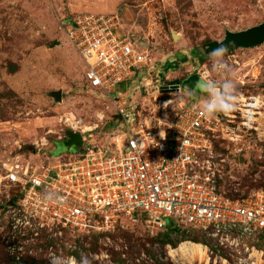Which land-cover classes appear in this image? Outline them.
<instances>
[{"label": "rangeland", "instance_id": "rangeland-1", "mask_svg": "<svg viewBox=\"0 0 264 264\" xmlns=\"http://www.w3.org/2000/svg\"><path fill=\"white\" fill-rule=\"evenodd\" d=\"M83 12L117 14L122 30L147 56L131 80L114 88L127 107L146 109L148 114L157 86L197 76L181 85L180 94H170L175 100L169 110L173 113L182 101L203 105L207 94L199 90L201 82L224 79L212 70L208 53L228 44V35L264 23V0H0V157L19 155L39 165L75 157L82 152V142L76 133L73 141L80 140L78 144L65 141L70 131L60 121L63 115L91 124L97 122V113L104 112L105 122L94 133L100 143L106 142L111 121H118L114 103L88 87L86 66L60 27L62 18ZM227 58L235 72L237 95H260L264 100V41L236 47ZM185 89L195 92L196 98L186 97ZM54 91H61V101L52 96ZM259 120L264 129V107ZM40 138L48 143L35 149ZM214 145L223 159L224 189L247 194L264 188V134L243 133L236 144L218 138ZM145 219L141 213L136 221L124 218V227L113 232L80 238L64 233L55 239L39 229L36 235L29 230L7 239L3 236L8 230L0 229V264H50V254L77 260L84 254L92 264H177L169 258V248L192 241V236L207 242L198 232L151 234ZM173 225V219L166 220L167 227ZM253 243L264 250V232ZM221 255L228 258L226 264H235L230 256ZM191 264H204V259Z\"/></svg>", "mask_w": 264, "mask_h": 264}, {"label": "built area", "instance_id": "built-area-1", "mask_svg": "<svg viewBox=\"0 0 264 264\" xmlns=\"http://www.w3.org/2000/svg\"><path fill=\"white\" fill-rule=\"evenodd\" d=\"M60 27L86 66V84L113 101L118 121H111L102 144L94 132L104 124V112L91 124L61 116L82 142V152L67 160L39 165L19 155L0 157V229L8 230L3 238L39 229L55 239L109 233L124 227V218L136 221L145 213L151 234L173 219L179 231L205 237L204 264H226L222 252L235 264H264V250L253 243L264 232V188L247 194L224 189L223 159L214 145L218 138L236 144L243 133L262 136V97L238 94L231 111L213 117L184 101L169 113L175 101L170 94L181 92V85L169 82L164 90L156 87L146 114L114 92L147 57L122 30L119 16L83 12L62 18ZM47 143L40 138L34 148ZM48 193L60 199L48 202Z\"/></svg>", "mask_w": 264, "mask_h": 264}, {"label": "clouds", "instance_id": "clouds-1", "mask_svg": "<svg viewBox=\"0 0 264 264\" xmlns=\"http://www.w3.org/2000/svg\"><path fill=\"white\" fill-rule=\"evenodd\" d=\"M230 47L231 44L222 43L208 53V57L212 61V70L216 73H222L224 79L221 81L206 79L199 84V90L207 94V99L201 106V111L207 117H213L217 113L229 112L237 102L235 72L227 58ZM184 95L188 98H196V93L190 89H185ZM172 103L173 99L167 101L164 107L167 108ZM44 199L48 202H56L60 198L55 193H48ZM48 259L50 264H92L89 257L84 254L81 255L79 260L62 254H50Z\"/></svg>", "mask_w": 264, "mask_h": 264}, {"label": "water", "instance_id": "water-1", "mask_svg": "<svg viewBox=\"0 0 264 264\" xmlns=\"http://www.w3.org/2000/svg\"><path fill=\"white\" fill-rule=\"evenodd\" d=\"M263 41H264V23L256 27H253L251 29H248L246 31L227 36V42L228 44H231L230 51L239 46L241 47L255 46L257 44L262 43ZM196 77L197 76H191L190 80L194 81ZM175 83H177V85H186L189 82L175 81ZM165 88H166L165 85L161 86V90H164ZM52 96L55 97L58 101H61L62 99L61 91L52 92Z\"/></svg>", "mask_w": 264, "mask_h": 264}, {"label": "bare ground", "instance_id": "bare-ground-1", "mask_svg": "<svg viewBox=\"0 0 264 264\" xmlns=\"http://www.w3.org/2000/svg\"><path fill=\"white\" fill-rule=\"evenodd\" d=\"M169 258L177 264H191L206 258V249L200 242L183 241L168 250Z\"/></svg>", "mask_w": 264, "mask_h": 264}, {"label": "trees", "instance_id": "trees-1", "mask_svg": "<svg viewBox=\"0 0 264 264\" xmlns=\"http://www.w3.org/2000/svg\"><path fill=\"white\" fill-rule=\"evenodd\" d=\"M75 133H72V132H70L69 133V135H67V139L65 140V141H68V142H70V143H73V144H78V142L80 141H73V138H75V136L76 135H74ZM72 141V142H71ZM73 144H68V146H70V145H73ZM169 230H174V231H179L178 230V228H176L174 225L172 226V227H166L165 228V231H169ZM164 231V230H163ZM163 234V233H162ZM164 234H166V236H167V234L168 233H164ZM187 236V235H186ZM167 241L169 240V238L167 237V239H166ZM191 240L193 241V242H200V243H203V240H201V239H199L198 237H196V236H192L191 237Z\"/></svg>", "mask_w": 264, "mask_h": 264}, {"label": "flooded vegetation", "instance_id": "flooded-vegetation-1", "mask_svg": "<svg viewBox=\"0 0 264 264\" xmlns=\"http://www.w3.org/2000/svg\"><path fill=\"white\" fill-rule=\"evenodd\" d=\"M191 76L187 79H180V80H178V81H181V82H190L191 80Z\"/></svg>", "mask_w": 264, "mask_h": 264}]
</instances>
